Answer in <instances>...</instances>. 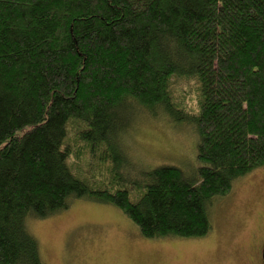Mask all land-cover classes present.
<instances>
[{
    "label": "trees",
    "instance_id": "1",
    "mask_svg": "<svg viewBox=\"0 0 264 264\" xmlns=\"http://www.w3.org/2000/svg\"><path fill=\"white\" fill-rule=\"evenodd\" d=\"M139 115L194 128V173L136 164ZM263 166L264 0H0V264H45L27 221L74 200L206 237Z\"/></svg>",
    "mask_w": 264,
    "mask_h": 264
},
{
    "label": "rangeland",
    "instance_id": "2",
    "mask_svg": "<svg viewBox=\"0 0 264 264\" xmlns=\"http://www.w3.org/2000/svg\"><path fill=\"white\" fill-rule=\"evenodd\" d=\"M185 101L196 107L194 94ZM138 117L142 122L131 130L130 146L139 167L195 172L197 137L191 125L173 124L163 115ZM209 214L212 230L197 240L143 238L119 209L88 200H74L66 210L29 219L26 226L45 264H249L251 247L264 238V166L234 181Z\"/></svg>",
    "mask_w": 264,
    "mask_h": 264
},
{
    "label": "flooded vegetation",
    "instance_id": "3",
    "mask_svg": "<svg viewBox=\"0 0 264 264\" xmlns=\"http://www.w3.org/2000/svg\"><path fill=\"white\" fill-rule=\"evenodd\" d=\"M249 264H264V238L251 247Z\"/></svg>",
    "mask_w": 264,
    "mask_h": 264
}]
</instances>
